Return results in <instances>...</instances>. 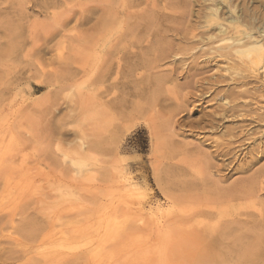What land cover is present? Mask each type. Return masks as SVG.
I'll return each instance as SVG.
<instances>
[{
	"label": "rangeland",
	"instance_id": "obj_1",
	"mask_svg": "<svg viewBox=\"0 0 264 264\" xmlns=\"http://www.w3.org/2000/svg\"><path fill=\"white\" fill-rule=\"evenodd\" d=\"M205 1L0 0V264H205L186 229L252 188L264 211V123L228 136Z\"/></svg>",
	"mask_w": 264,
	"mask_h": 264
},
{
	"label": "bare ground",
	"instance_id": "obj_2",
	"mask_svg": "<svg viewBox=\"0 0 264 264\" xmlns=\"http://www.w3.org/2000/svg\"><path fill=\"white\" fill-rule=\"evenodd\" d=\"M103 1L108 4H106L105 8L113 6L116 2V0ZM208 1L210 3L212 2L213 5L209 6L208 11H210V16L205 15L202 25H204L208 31H215L220 35H226L230 32V37L228 36L221 40H233L236 42L233 45L224 44L219 47H213L210 51L211 59L215 62V68L217 72L220 73L219 75L214 76L215 82L218 84L229 82L233 87L229 91H225V94L221 98L222 105H220L218 109L225 112L224 116L233 120V123L236 119L241 120L242 118V120L245 121V119L249 118L253 120L254 124H263L264 15L259 17L255 12L250 13L251 11H248L250 8H246L245 1L242 5H240L241 2L239 3L240 0H206L205 2ZM105 8H102V13H105L107 16L105 14L103 16H106V19L108 17L112 21L116 20L118 12H114V9H111L110 11L108 10L107 12V9L105 10ZM103 28L104 27H102V29ZM104 29H107L106 26ZM212 37L213 35L210 33L207 40L210 41ZM248 101L252 102V104L248 103ZM244 121H242L243 124H245ZM237 128L238 125L236 124L234 128L229 129L228 136L233 137L236 135L234 131H236ZM195 166L197 165H194V167ZM196 181L197 185L200 184L198 183V180ZM256 192V188L249 189L245 192L247 195L239 205L241 209H239L240 207H237L238 210L235 211L236 205L231 204L211 211L210 215H216L215 217L217 218V221L214 224H208L209 227L207 228L202 227V229L198 231L202 233V235L198 233L199 236L195 231L193 232L191 229H186V237L184 241L186 255H191L189 243L194 241L196 245H202L200 248L201 250L197 247L196 248L199 250L198 254L202 258V261H200L205 262V264H261L260 257L264 249V211L258 210L257 208L259 202L257 200L258 196H255ZM198 198L201 199L200 196ZM222 198L224 199L225 197ZM189 202L190 201L187 198L185 200L187 205L184 209L185 216H188L190 213ZM228 211H231L230 214H228ZM255 211H258V213H255ZM241 217H245L246 219H241ZM206 218H204V220ZM185 225L188 224L185 223ZM172 240H170L171 243ZM195 251L196 250H194V255L196 253ZM190 262H188V264H190Z\"/></svg>",
	"mask_w": 264,
	"mask_h": 264
}]
</instances>
